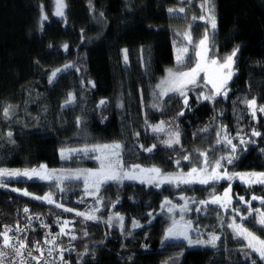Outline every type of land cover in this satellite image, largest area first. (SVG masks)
<instances>
[{
    "label": "trees",
    "instance_id": "1",
    "mask_svg": "<svg viewBox=\"0 0 264 264\" xmlns=\"http://www.w3.org/2000/svg\"><path fill=\"white\" fill-rule=\"evenodd\" d=\"M203 1L192 5L198 13ZM64 2L65 16L59 17L56 0H0V169L42 163L95 167L88 158L66 160L60 150L120 142L127 170L141 168L142 159L149 156L177 168L187 156L190 167L207 161L214 168L220 160L221 169L264 172V113L257 110L253 116L246 103L255 99L257 109L264 106V0H213L218 25L211 42L223 55L239 46L237 71L226 96L203 100L199 97L204 88L190 87L187 107L180 94L162 100L158 85L175 65L174 44L179 31L192 22L193 0ZM184 6V13L168 11ZM61 67L49 83L52 72ZM9 106L5 116L3 109ZM161 121L177 126L179 143L168 146L163 134L151 131ZM254 130L261 135L252 136ZM225 135L237 145L239 159L232 164L221 160L230 155ZM240 137L254 143L240 145ZM133 173L139 177L141 172ZM8 182L0 186V231L7 224L23 223L25 208L60 217L68 222L61 243L69 249L71 264H264L228 227L242 224L264 239V227L256 222L264 212V184L248 185L233 178L157 187L143 180H108L89 196L79 181L68 182L63 189L38 180ZM229 187V196L224 197ZM49 194L53 203L36 199ZM214 197L230 199L228 207L200 203ZM167 199L186 204L199 236L205 240L210 234L218 236L216 246L165 240L166 218L151 231L144 230L147 226L123 229L112 224L114 213L133 221L151 218L154 224L165 214ZM88 207L96 209L97 219L78 215ZM36 239L39 233L31 232L29 243Z\"/></svg>",
    "mask_w": 264,
    "mask_h": 264
},
{
    "label": "rangeland",
    "instance_id": "2",
    "mask_svg": "<svg viewBox=\"0 0 264 264\" xmlns=\"http://www.w3.org/2000/svg\"><path fill=\"white\" fill-rule=\"evenodd\" d=\"M194 1L190 3V6L194 4ZM204 2V1H203ZM202 2V3H203ZM199 9V13L196 11L195 8L192 6L191 10V17L192 22L187 27L186 31L180 30L179 31V40L175 41L174 44V51H175V65L173 67H170L168 69H171L173 73H180V72H189L191 69L195 68L197 66V63H200L202 66V70L199 71L198 75L196 76V84L195 85H188L185 89L187 92L190 87L192 86H202L204 88L202 94L212 95L214 92L212 83H209V80H215L217 79L219 75V70L217 65H212L211 60L212 59H218L220 62H223L222 58L226 57L228 54H221L218 52L217 47L211 42L210 34L211 32H214L215 30H212L210 26L206 23V21L200 20L199 17L204 15V10L201 8V3L197 6ZM182 8V7H181ZM186 11V7H183ZM171 9H179V8H171ZM184 11V12H185ZM179 11H174L170 13H176ZM179 12V13H184ZM216 15V14H215ZM217 18V16H216ZM217 25H218V18H217ZM208 29V35H209V51L207 53L206 57H201L197 55V52H202V49L198 46V42L203 38L205 30ZM185 32H190L192 37V43H188V41L184 37ZM182 39V40H181ZM187 47L188 52L184 55L183 62L178 63L176 60L177 55V49ZM125 54V52H124ZM64 67H61L59 69H63ZM236 65L233 67L234 75L236 74ZM233 75V77H234ZM232 77V79H233ZM169 78L168 70L162 77V79L159 82L158 87V93L160 97L163 99L169 97L172 94H179V92L174 91H168V84H162V81H165ZM232 79L228 82V84L232 81ZM228 86V85H227ZM216 97V96H215ZM161 122H163V131H154L153 127L157 125H161ZM159 123H155L151 126V131L161 133L163 134L165 141L173 138V133L179 132L180 130L177 128L175 124H172L170 122L161 121ZM114 144H119V149H113L111 147L105 149L103 146L108 145L112 146ZM62 150V149H61ZM60 150V155L64 159H70L73 157L78 158H88L93 160L97 165L95 167H50L46 163H42L40 165H46L47 171L52 173V178L50 180H41L38 178H26V177H16V178H2L0 180V183L3 185H9L10 180H17V179H26V180H38L43 182H51L56 183L57 186H59L61 189H63L68 182L72 181H79L82 182L87 194L89 196L93 195L97 190L101 188V186L108 180H105L104 176L100 173L102 171L107 172L108 165L111 163L113 166L119 164V167H117L115 170L118 172H129L131 175L135 174L133 173V169L129 168H123L122 163V144L120 142H114V143H106V144H98V145H81V146H73V147H66L63 148V150H66L62 153ZM204 165H195L194 167H190L189 162L186 160L184 162H180L177 165V168L174 167L171 163L167 162L166 160L162 159L158 156H149L144 157L141 161V169H151L153 167L156 168H162L160 175H157L155 173H140L139 177L136 178V180H143L147 184H153V185H159L157 187H161L164 184H174L177 185L178 183L183 182L184 180H191L193 182L199 183L200 179H206L209 175L212 174L213 168L207 166V161H203ZM29 167V168H16V167H7L2 169H9V170H24V169H39V166ZM103 165V168H102ZM196 168L198 171L191 176H189V173H191L192 169ZM227 171L229 174L237 173L234 171H230L228 168L224 169H218L217 171L223 175L224 171ZM246 173V172H244ZM152 179L153 182L149 183L148 180ZM128 179V178H122ZM133 180V179H130ZM171 180V182H169ZM211 181V180H210ZM94 182H98V189L95 186ZM230 188V187H229ZM228 188V189H229ZM52 199V196H51ZM47 200V199H46ZM164 210L165 214H160L156 223L153 224V219L151 218H144L138 221H133L131 219H128L125 215L121 213H114L111 217L112 224L114 226H120L123 229H143V226H147L144 228L145 231H151L160 228L161 222L164 218L169 220L168 227L165 230V240H183L187 242V239L184 236H173V237H167V231L170 227H173L174 223L176 227L182 231H185L187 233V237L192 239L193 241L197 239H203L202 236H199L200 232L193 227V223L190 221L188 217V207L184 203H176L173 202L170 199L165 200L164 203ZM172 209V211H169V209ZM96 209H93L91 207L86 208L85 214H93L95 217V211ZM119 217H122L123 219L120 220ZM97 219V217H96ZM136 222L140 225V227H134L133 223ZM188 243V242H187Z\"/></svg>",
    "mask_w": 264,
    "mask_h": 264
},
{
    "label": "snow or ice",
    "instance_id": "3",
    "mask_svg": "<svg viewBox=\"0 0 264 264\" xmlns=\"http://www.w3.org/2000/svg\"><path fill=\"white\" fill-rule=\"evenodd\" d=\"M66 8V4L64 0H56V10L55 15L59 17L65 16L64 9ZM201 8L204 10V15L200 16L199 19L206 21V23L210 26L212 30H215L217 28V18L215 15V5L213 3V0H204V2L201 4ZM169 12L179 11L184 12V8L179 9H169ZM103 13H101V16ZM43 19H47V17H43ZM185 39L188 41V43H192V37L190 32H185L184 34ZM209 35H208V29L205 30L203 38L198 42V46L202 49V52H197L198 56L206 57L208 51L210 50L209 47ZM51 47V45H50ZM65 49L68 48V45H63ZM125 52V60H127V50H124ZM188 52L187 47L178 48L177 49V55L176 60L178 63L183 62L184 55ZM239 52V46L234 48L230 54H228L226 57H223V62H220L218 59H212L211 64L217 65L219 70V75L217 79L215 80H209V83H212L214 92L212 95H203L199 97V99L203 100H212L215 96L219 95H227V85L228 82L232 79L234 72L233 67L235 65V57L237 53ZM65 68L71 67V65H65ZM63 69H56L52 72L51 76L49 77V83H51L57 76V73L61 72ZM202 70V66L200 63H197V66L193 69H191L189 72H180V73H173L171 69H168L169 78L165 81H162V84H168V91H174L179 92V94L184 97V105L187 107L188 105V97L186 94V87L188 85H195L196 84V76L198 75L199 71ZM160 85H158L159 87ZM71 99V97H70ZM69 101H66L68 103ZM101 103H104L101 101ZM248 107L251 109L253 116H255L256 111H260L264 113V106H260L257 109L256 101L255 99L246 101ZM11 107H7L3 109V114L5 116H8L10 114ZM180 115H183V112L180 113ZM163 122H161V125H157L153 127L154 131H163ZM9 137L12 136V133H7ZM138 135V134H137ZM179 132H175L172 134L173 138H170L163 143H165L168 146H171L173 143H179ZM219 135V134H218ZM239 135V134H238ZM261 133L257 131L252 132V136H260ZM223 142H225L228 146H230V155L227 157H221V160H226L228 164H232L235 160L239 159V157L236 155L237 152V145L232 143V139H229L227 135L223 137ZM217 143H221L220 140H217ZM247 143H254V141H245L242 137L239 138V144L240 145H246ZM105 149L111 147L113 149H119V144H114L112 146L104 145ZM155 147V145H153ZM147 151H151V148L146 149ZM246 150V149H244ZM62 153L66 150H61ZM264 151V150H261ZM201 155H205L206 153H202ZM185 160L188 159L187 156L184 157ZM119 167V164L113 166L111 163L108 165L107 172L102 171L100 174L104 176L105 180H121L122 178H128V179H136L137 177L135 175H131L129 172H118L115 169ZM222 167L220 160L216 161V164L213 168L212 174L209 175L206 179H200L199 183L207 184L210 180H219V179H233L238 178L240 181H242L245 184L252 185V184H264V172H246V173H232L229 174L226 170L224 171L223 175H221L217 170ZM103 168V165H102ZM133 169L139 170L141 173L148 172V173H155L157 175H160L161 170L159 168L153 167L151 169H141L139 165H134ZM198 170L196 168H193L191 173H189V176L196 173ZM26 177L29 179L32 178H38L41 180H50L52 178V173L47 171L46 165H40L39 169L33 168V169H24V170H9V169H0V180L2 178H16V177ZM149 183H152L153 180L150 178L148 180ZM171 182V180H169ZM184 183H191L193 181L191 180H184ZM95 186L98 189V182H94ZM0 186H5L2 183H0ZM159 186V185H157ZM13 191H21L20 189H13ZM230 192V188L225 190L224 197H228ZM24 195H29V193L24 190ZM36 199H47L49 203H53L51 200V195H47L46 197H36ZM240 201H243L245 203H251L250 201H244V197L239 198ZM253 199H258L257 197H253ZM202 204L212 203V204H221L222 207L227 208L228 204L230 203V199L223 201L221 200V197H214L211 201H201ZM68 211H71V209H68ZM169 211H172L170 208ZM258 211V210H257ZM24 212L27 213L28 209L25 208ZM252 214L251 212L249 213ZM78 215L85 216V213H78ZM87 219H96V217L93 214L86 215ZM111 219V218H110ZM120 220H122V217H119ZM233 221H235V217L233 218ZM259 225L264 227V212H261L259 214V219L256 221ZM67 221L64 222V226L67 225ZM64 226L61 228V232L64 231ZM134 227H140V225L136 222L133 223ZM229 228L234 230L235 236L237 239H243L247 241L245 247L247 249H251L253 252L258 253L261 260H264V239H261L260 237L256 236L252 231H250L248 228L244 227L242 224H236L235 222L228 225ZM11 229L5 228L4 231L0 232V237H3V249H11V255L13 258L15 257H21L25 258V251L27 250V245L23 239H19V243H15L13 241V238L9 235V232ZM16 231H21V229L17 228ZM173 236H184L187 239V242L189 245H208L215 247L217 241L220 239L218 236L214 234H210L209 238L207 240L203 239H197L193 241L192 239L187 237V233L185 231H182L178 229L174 223L173 227H170L167 231V237H173ZM75 238V237H73ZM37 251H39V248H37ZM51 252V250H49ZM9 252L5 250H0V264H4L5 258L9 256ZM43 253L41 252V256ZM27 256H32V253L30 251L27 252ZM33 259L37 260L39 262L40 257H32ZM167 264V262H166Z\"/></svg>",
    "mask_w": 264,
    "mask_h": 264
},
{
    "label": "built area",
    "instance_id": "4",
    "mask_svg": "<svg viewBox=\"0 0 264 264\" xmlns=\"http://www.w3.org/2000/svg\"><path fill=\"white\" fill-rule=\"evenodd\" d=\"M27 209L28 212L23 223L7 224L0 231H4L7 227L11 229L9 235L15 243L18 244L19 239L25 241L27 245L25 258H13L11 249H3V237H0V250H5L10 253L5 258L4 264H71L67 259L69 249L61 243V238L64 233V231L61 232V228L64 226L65 221L57 216L47 217L46 215L33 214L29 208ZM17 228L21 229V231H16ZM31 232L39 233V239H36L33 243H29L28 240ZM37 248H39V251H37ZM28 251L32 253V256H27ZM41 252L43 253L42 256ZM32 257H40L39 262ZM78 264H81V262Z\"/></svg>",
    "mask_w": 264,
    "mask_h": 264
}]
</instances>
